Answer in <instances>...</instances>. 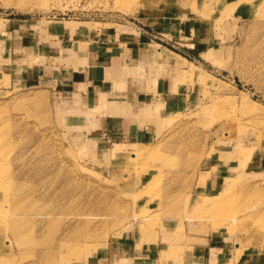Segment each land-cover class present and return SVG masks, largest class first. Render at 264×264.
<instances>
[{"label": "rangeland", "instance_id": "1", "mask_svg": "<svg viewBox=\"0 0 264 264\" xmlns=\"http://www.w3.org/2000/svg\"><path fill=\"white\" fill-rule=\"evenodd\" d=\"M0 170V264H264V0H0Z\"/></svg>", "mask_w": 264, "mask_h": 264}, {"label": "bare ground", "instance_id": "2", "mask_svg": "<svg viewBox=\"0 0 264 264\" xmlns=\"http://www.w3.org/2000/svg\"><path fill=\"white\" fill-rule=\"evenodd\" d=\"M0 172L2 173V171L0 170ZM2 177V176H1ZM2 179V178H1ZM18 227V226H17ZM21 234V233H20ZM19 235V234H18Z\"/></svg>", "mask_w": 264, "mask_h": 264}, {"label": "crops", "instance_id": "3", "mask_svg": "<svg viewBox=\"0 0 264 264\" xmlns=\"http://www.w3.org/2000/svg\"><path fill=\"white\" fill-rule=\"evenodd\" d=\"M241 264V263H240Z\"/></svg>", "mask_w": 264, "mask_h": 264}]
</instances>
